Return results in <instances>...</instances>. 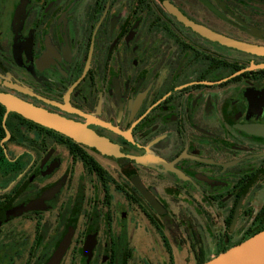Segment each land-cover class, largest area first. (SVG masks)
I'll return each instance as SVG.
<instances>
[{
    "label": "flooded vegetation",
    "instance_id": "obj_1",
    "mask_svg": "<svg viewBox=\"0 0 264 264\" xmlns=\"http://www.w3.org/2000/svg\"><path fill=\"white\" fill-rule=\"evenodd\" d=\"M0 264H201L264 229V0H0Z\"/></svg>",
    "mask_w": 264,
    "mask_h": 264
},
{
    "label": "water",
    "instance_id": "obj_2",
    "mask_svg": "<svg viewBox=\"0 0 264 264\" xmlns=\"http://www.w3.org/2000/svg\"><path fill=\"white\" fill-rule=\"evenodd\" d=\"M0 102L5 104L9 110H15L34 121L50 126L75 139L87 142L95 147L106 148L107 146L104 140L65 118L47 113L3 94H0ZM201 264H264V229Z\"/></svg>",
    "mask_w": 264,
    "mask_h": 264
}]
</instances>
